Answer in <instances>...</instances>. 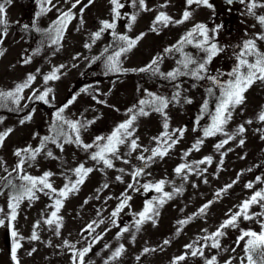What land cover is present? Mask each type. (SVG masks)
I'll use <instances>...</instances> for the list:
<instances>
[{
    "label": "rangeland",
    "instance_id": "1",
    "mask_svg": "<svg viewBox=\"0 0 264 264\" xmlns=\"http://www.w3.org/2000/svg\"><path fill=\"white\" fill-rule=\"evenodd\" d=\"M53 2L57 3V0ZM74 2L75 0H70L66 4L64 0H58V7L66 11ZM121 2L125 7L120 10L121 18L116 21V33L133 39L143 34V38L121 58L122 67L129 71L107 74L104 66L106 57L118 48L120 42L113 37L111 30L102 33L101 38L94 43L91 34L101 28V21H112L109 0H94L90 5L88 0H82L73 9L76 17L68 25L60 45H51L49 38L33 27L35 21V27L48 29L57 18L56 9L36 19L35 14L39 11L36 0H12V4L6 6L7 35L0 37L3 39L0 50L4 51V55L0 56V90H13L29 74L35 75L36 79L22 93L24 99L19 106L11 102L7 106L0 105V132L12 129L3 147H0V161H3L0 177L7 175L3 170L5 167L11 171L18 162L19 158L14 155L17 149L39 147L44 136L53 134L51 125L55 122L56 111L73 96L76 97L75 101L63 115L72 120L94 121L81 131V139L85 144H93L98 136L110 135L119 123L128 118L126 113L129 108L138 106L140 99H149L148 92L169 100L177 91L180 93L179 101L170 102L165 112L170 132L181 128L186 131L163 159L157 157L148 161L147 166L137 157L149 156L150 151L144 152L143 149L156 147L153 138L164 131L163 115L151 109H146L150 111V115L138 117L134 125V138L138 137V144L142 147L126 155L129 152L128 145L121 146L119 155L122 159H113L114 167L111 169L90 159L91 153L97 150L95 147L85 151L72 143L65 144L61 151L56 145L47 143L32 166L25 165L27 173L40 176L45 171H51L54 173L51 178L53 186L60 189L67 182L66 177L75 181L72 170L78 165L83 163L86 168H93V171L79 186V190L64 200L59 212L63 218L59 235L54 226L43 224V220L53 211L54 200L49 195L38 193V199L31 203L25 200L20 205L14 222L16 230L24 237L17 252L19 262L73 264V250L64 243L68 241L77 250L92 244L91 251L85 256V264H105L106 260L109 264H173L174 259L180 255H186V259L179 264H205V259L213 256L216 257L217 264H226L227 261L241 264V258L245 255L244 242L237 245V238L241 229L259 231L260 224L257 220L241 218L237 228L224 229L226 234L219 238L221 248L204 247V256H191V250L185 246L210 245L211 241H204L202 237L215 232L228 219V214L238 210L237 206L255 191L264 189V122L258 119L259 113L264 111V82L257 81L248 89L245 102L234 110L232 119L225 128L226 132L232 134L243 125L245 132L236 135L217 150L215 145L227 137L217 134L205 138L203 129L211 123V117L204 114L202 121L197 124L198 117L195 116L204 100L209 97L206 92L208 87H213L216 95L219 94V90L209 80H196L191 76H179L172 80L161 77L159 73L153 75L151 72L131 70L145 67L157 57L161 58V72L174 70L178 67L177 60L182 58L181 54L176 51L165 52V49L176 45L195 24L203 23L209 29H216L210 35H214L215 42L223 48L208 66L210 73H223L221 79L226 81L229 79L227 73L236 64L234 53L240 50L238 46L254 34L264 31V28L257 23L255 17L247 14L246 4L209 0L211 8L192 5L188 9L192 16L183 24H169L167 27L156 25L157 31H152L153 21L160 12L167 13L174 20L181 19L187 8L186 0H146L150 11H143L138 5L133 7L131 0ZM165 4L166 7H161ZM256 12L257 15H264V8H257ZM136 13L137 19L129 31V17ZM24 25H28L29 29H24ZM257 43L264 51V41ZM86 44L90 47H85ZM105 48L109 51L105 52ZM183 51L198 59L204 56L202 51L192 45H185ZM25 60L30 62L24 63ZM61 65L64 67L58 73L60 78L45 85L43 77ZM47 87L53 89L48 97L49 103L28 98L34 90L43 91ZM186 98L191 99L192 103H186ZM215 102L216 98L211 102L212 111L215 109ZM28 116H31V120L26 119ZM21 120L25 122L21 124ZM249 120L252 121L251 124L246 123ZM241 139L244 140L243 145L239 143ZM197 140H203L198 151L193 149ZM48 150L57 158L47 157L45 153ZM185 152L189 153L186 157ZM207 156L212 157L211 164H193ZM124 159L129 160V163H124ZM181 163L193 164V170L184 173L187 180L174 171ZM134 167L144 168V174L136 180L131 175ZM197 168L201 171L195 170ZM119 169L125 171L120 172ZM117 176L122 179L117 180ZM257 177L260 178L259 181ZM160 180L167 181L165 192L172 193L176 187H182L183 191L175 193L158 207L159 215L153 217L155 223L148 220L137 231L135 220L138 216L135 214L143 210L147 201L155 204L161 195L154 190L145 192L141 185ZM14 182L20 183L19 180ZM249 183H252V188L246 187ZM105 184L107 187H104ZM129 184H134V188H129ZM228 185L231 187H227ZM0 190L3 191V195H0V207L7 212L10 190L2 186ZM217 192H220L218 197ZM124 196L131 197L129 206L113 218L111 213ZM209 202L211 204L205 214H200V208ZM261 211L264 209L259 205L251 208L253 213ZM100 220L104 222L101 224ZM181 220L188 222L181 225L178 223ZM37 222L40 223V227L36 229L39 239L32 241L30 237ZM89 224H93L94 231H86ZM124 228L129 230L122 232ZM94 237L101 238L93 242ZM165 240L169 243L165 244ZM196 241L199 243H194ZM121 244L124 245V253L118 259H110ZM12 247L13 238L6 224L0 227V264H13ZM145 248L149 251L144 252Z\"/></svg>",
    "mask_w": 264,
    "mask_h": 264
},
{
    "label": "snow or ice",
    "instance_id": "2",
    "mask_svg": "<svg viewBox=\"0 0 264 264\" xmlns=\"http://www.w3.org/2000/svg\"><path fill=\"white\" fill-rule=\"evenodd\" d=\"M70 0H64V3H69ZM94 0H88V4L93 3ZM229 4L233 3V0H227ZM240 3L246 4L247 14L255 17L257 23L264 28V15H257V8H264V0H239ZM37 5L39 6V11L36 12L35 17L38 19L39 17L46 15L48 12L56 9L58 15L56 20L53 21L52 25L46 29L41 30L38 27H35V21L33 22V27L35 31L42 33L47 36L50 40L51 45H60L65 32L67 31L68 25L70 22L76 17V13L73 9H76L78 5L82 3V0H75L74 3L71 4V8L64 11L58 7L57 3H54L53 0H36ZM111 4V12H112V21H101V28L91 34L92 42L94 43L96 40L101 38V34L106 30H111L113 37L119 41V46L115 49L112 54L106 57L105 61V69L107 73H117V72H127L128 69H124L122 67L121 58L125 56L128 52H130L139 42L140 39L143 38V34L136 37L135 39L130 38L124 34L116 33L115 29L117 27L116 21L121 18V9L125 7V4L121 2V0H109ZM12 0H0V37L7 35V13L6 6L11 5ZM131 4L133 7L137 5L143 11H150L151 9L147 8L146 0H131ZM203 5L211 8L212 5L209 3V0H186L187 8L182 14V18L178 20H174L165 12H160L156 15L152 31H157L156 25H162L164 27L169 26V24H183L188 21L192 12L188 9L191 8L192 5ZM88 5H84L87 7ZM167 5H161V7H166ZM80 14H83V8L80 10ZM136 14H132L129 17V24L127 25L128 30H131L132 24L135 23L137 19ZM81 24H83V20L81 19ZM24 29L28 30L29 26L24 25ZM255 27V25H253ZM216 29H209L205 24H195L178 42L176 45H173L169 48L165 49V52L176 51L181 54V59L177 60L178 67L172 71L167 73L161 72L159 68V63L161 62V58H154L148 65L145 67H141L139 69H132L134 72H151L153 75L159 73V75L163 78H170L172 80L177 79L179 76H191L196 80H209L211 84L219 90V94L213 90V87H208L206 89L207 95L209 97L215 96V109L214 111H210L209 99H205L200 112L201 115L197 118L196 123L199 124L200 119L203 118L204 114H207L211 117V123L203 129V136L205 138L215 136L217 134H223L227 138L216 144L215 147L217 150L222 148L225 144H227L230 140L234 139L236 135L243 134L245 132V128L243 125L239 126L235 133L229 134L225 131V128L229 121L232 119V115L234 110L242 105L245 102V93L248 89L257 81L264 82V51H262L258 47V41H264V31L254 34L251 38L243 41L242 45H239V51L234 53L236 57V64L232 68V70L227 73L229 79L226 81L222 80L221 77L224 75L223 73H218L217 75H212L209 70V65L213 61V59L219 55L223 48L220 47L215 42V36L210 35L211 33H215ZM0 44H3V39H0ZM185 45H192L194 48L202 51L204 56L202 58H196L192 54L185 53L183 51ZM85 47H90L89 44H86ZM59 50V48H57ZM39 49H37V52ZM105 52H108L109 49L105 48ZM4 55V51L0 50V56ZM96 59H99L97 57ZM30 60H25L24 63H29ZM194 65V67H192ZM64 65H61L57 68H54L51 73L45 75L43 77L44 84L47 85L49 81L58 80L60 77L58 73L60 69L63 68ZM35 75L29 74L26 80L22 83H19L15 86L13 90L2 91L0 90V105L7 106L8 102L19 106L20 101L24 99L22 93L25 89L31 87L32 83L35 81ZM53 92L51 87L45 88V90L40 91L36 89L33 91L32 96L28 97L29 99L35 98L36 100L42 101L45 104L49 103V94ZM149 99H140L138 101V106L134 105L133 107L127 110L126 115L128 118L119 123L115 129L111 132L107 137L98 136L96 137L93 144H85L81 139V131L87 129L89 124L94 123V121H80V120H72L66 118L63 113L65 110L75 101L76 97L73 96L65 105L60 107L55 113V122L51 125L52 135L44 136L42 138L41 144L39 147L33 148L32 146L25 147L23 149H17L14 152V155L18 157V162L11 169L4 168V172L7 175L0 177V186L2 188L9 189L8 195V203L7 209L5 212L4 208L0 207V227H4L7 224L11 232V236L13 238V247L11 252V259L13 264H20L17 252L21 247L20 241L24 239L15 227V221L19 214L20 205L27 200L28 202H32L38 199V193H44L45 195H49L50 199L54 200L52 205L53 211L43 220V224L47 226H54L56 230V234L59 235V230L62 226V217L59 215L61 208L63 207V202L66 200L70 194H73L79 190V186L82 185L87 178V176L93 171V168H86L82 163L78 165L73 171L76 179L72 181L70 178L66 177L67 182L60 189H56L53 186L51 181L54 173L51 171H45L40 176H33L25 171V165L27 164L29 167L36 161L38 155L41 154L42 151L46 148L47 143H52L56 145L61 151H63L65 144L75 143L77 146L82 147L85 151L88 149H92L95 147L97 150L92 152L90 155V159L97 162L102 163L105 168H113V159H122L119 155L120 147L127 144L129 148V152L126 155H130L132 152H135L137 149L142 146L138 144V137L134 138L135 134V122L140 116H148L150 115V111L146 109H151V111H155L161 113L164 117L163 129L164 131L158 137H154V141L156 143V147L152 149L144 148V152H149L150 155L145 157L144 155H140L137 157L138 160L142 162L145 166H147V162L154 160L159 157L163 159L170 149H172L178 142L179 139L183 138L184 132L186 129H174L171 132L169 131V123L168 117L165 112V109L168 107L169 103L172 101H179L180 93L177 91L173 94L171 100L167 97L154 95L151 92L147 93ZM95 98V97H94ZM98 103H103V101H97ZM186 103L191 104V99H185ZM14 110V109H10ZM27 120H31V116L26 117ZM258 119L261 122H264V111L259 113ZM25 121L21 120V124ZM246 123L251 124L252 121H246ZM195 130V129H194ZM12 132V129L9 128L3 132H0V147H3L4 141L7 136ZM62 141V142H61ZM103 142V143H101ZM203 143V140H197L193 145L194 150H199L200 145ZM240 145L244 144V140L241 139L239 141ZM189 153L185 152L184 156L186 157ZM45 155L47 157L56 159L51 150L46 151ZM124 163H129V160L124 159ZM212 157L207 156L202 160L195 161L193 164H211ZM223 161L221 160V163ZM193 164L181 163L178 165L174 171L178 176H183L184 180H187V175H184L186 171L193 170ZM3 165V161H0V166ZM197 171H201L198 168L195 169ZM118 171L124 172V169H119ZM15 173V176H14ZM144 174V168L142 167H134L133 172L131 173L133 180H136L137 177H140ZM117 180H121L120 176L116 177ZM14 180H19L20 183L17 184ZM260 178L257 177V181ZM206 182V181H205ZM167 183L165 180H160L156 183H145L141 185L144 191L147 192L149 190H154L157 193H160V197L155 202L147 201L142 211L136 213L138 219L135 220V225L137 231H139L140 226L148 221L153 220L154 216L159 215L158 207L162 206L168 199H171L175 193H179L183 191L182 187L173 188L172 193H168L164 191V186ZM107 187V184L104 185ZM129 188H134V184H129ZM227 187H231L228 185ZM248 188H252V183L246 185ZM224 189V191H226ZM0 195H3V191L0 190ZM220 192L216 193L218 197ZM131 200L130 196H124L121 199L120 204L117 205L115 210L111 213L113 218L117 217L119 213L125 208L128 207V201ZM211 202L209 204H205L199 210L200 214H205V211L208 207H210ZM254 205H259L261 209H264V189L255 191L248 199L244 200L238 207V210L235 212H231L228 214V219L224 220L223 223L219 226V228L210 234L202 237L204 241H211V244H204L202 246L194 247L193 244L186 245V249H190V255L193 257L196 256H204V247H211L214 249H220V239L226 233L224 229L226 228H237L238 222L241 218L243 220H257V223L260 224V230L256 231L253 229H241V234L237 238V245L241 241L244 242L243 251L245 253L244 257L241 258V264H264V211L253 213L251 212V208ZM259 218V219H258ZM103 220H100L99 223H103ZM115 219H113V223L115 224ZM187 220L178 221L179 224H186ZM93 223H96L95 221ZM98 226V225H97ZM40 227V223L34 225L32 235L30 239L32 241H36L39 239V235L36 231L37 228ZM129 229L124 228L122 232H127ZM86 231H94L93 224H89L86 228ZM206 231V230H205ZM101 237H94L93 242L97 241ZM65 246L71 248L73 250V264H85V256L91 251L92 244H89L88 247H84L81 250H77L74 244H70L68 241H65ZM165 244H168L169 241L165 240ZM196 244L199 241L194 242ZM155 249H152L154 251ZM34 251V249H33ZM125 251L124 245H120L118 248L114 250L112 253V257L110 259H118ZM149 249L145 248L144 252H148ZM235 251V249H233ZM31 255V252L29 253ZM139 259V257H137ZM186 259V255H180L176 257L173 261V264H179V262L184 261ZM105 264H109V261H105ZM205 264H217L216 257L213 256L211 258L205 259ZM226 264H231V261H227Z\"/></svg>",
    "mask_w": 264,
    "mask_h": 264
},
{
    "label": "trees",
    "instance_id": "3",
    "mask_svg": "<svg viewBox=\"0 0 264 264\" xmlns=\"http://www.w3.org/2000/svg\"><path fill=\"white\" fill-rule=\"evenodd\" d=\"M208 99H209L210 111H212V110H213V107L211 106V102H212V100L215 99V96H213V97H208ZM200 115H201V112H200V111L197 112V114H195L196 117H199ZM206 115H207V114H206ZM200 121H202V119H200ZM200 121H199V122H200Z\"/></svg>",
    "mask_w": 264,
    "mask_h": 264
},
{
    "label": "water",
    "instance_id": "4",
    "mask_svg": "<svg viewBox=\"0 0 264 264\" xmlns=\"http://www.w3.org/2000/svg\"><path fill=\"white\" fill-rule=\"evenodd\" d=\"M223 2H225V3H227V4H229L228 2H227V0H222ZM239 0H233V3H235V2H238ZM232 4V3H231Z\"/></svg>",
    "mask_w": 264,
    "mask_h": 264
}]
</instances>
